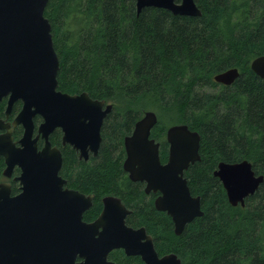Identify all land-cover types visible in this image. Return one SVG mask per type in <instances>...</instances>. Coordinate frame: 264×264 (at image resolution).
<instances>
[{"label":"trees","instance_id":"1","mask_svg":"<svg viewBox=\"0 0 264 264\" xmlns=\"http://www.w3.org/2000/svg\"><path fill=\"white\" fill-rule=\"evenodd\" d=\"M194 2L199 17L155 8L137 14L133 0H48L58 90L113 106L95 157L84 162L61 147L62 174L93 194L85 220L98 216L101 198L115 196L130 211L126 224L144 227L160 256L175 254L181 264H264V179L244 207H233L213 175L219 162L246 160L264 178V83L250 69L264 55V0ZM232 68L239 71L232 85L213 81ZM146 111L158 118L150 137L160 145L162 164L169 126L184 124L200 135V160L184 177L203 216L179 236L170 217L154 208L155 195L122 168L123 140ZM109 259L142 264L121 251Z\"/></svg>","mask_w":264,"mask_h":264},{"label":"water","instance_id":"2","mask_svg":"<svg viewBox=\"0 0 264 264\" xmlns=\"http://www.w3.org/2000/svg\"><path fill=\"white\" fill-rule=\"evenodd\" d=\"M133 1L137 14L145 8H155L174 16L201 15L194 0ZM47 2L0 0V101L8 98L6 114L15 102H21L20 112L12 124L24 129L20 148L8 149L0 144V154L5 156L9 167L17 164L23 169L21 179L29 186L23 195L28 199L24 241L22 244L13 238L7 261L56 264L59 256L66 262L79 255L83 259L81 264H113L107 261L108 254L121 249L126 256L140 257L144 264H181L175 254L159 256L144 227L134 229L126 225L130 211L119 198L104 197L98 218L87 224L82 221V214L90 208L92 197L86 199L85 205L59 211L53 204L56 198L41 192L42 183L59 186L64 183L58 176L61 152L51 147L48 136L58 129L62 133L61 144L76 151L79 159L95 157L102 141L103 122L113 108L112 104L92 99L85 92L70 95L58 90L59 61L51 25L44 16ZM250 69L264 83V55L252 60ZM238 76V69L232 68L216 74L213 81L230 86ZM36 116L42 119L37 133L45 140L40 151L36 149V138L32 139ZM157 120L155 112L146 111L134 124L132 133L123 140L122 168L131 182L144 184L145 194H158L154 207L171 218L174 234L179 236L186 225L203 216L200 198L191 195L184 177L189 166L200 160V135L184 124L169 126L166 130L168 156L162 164L160 145L150 137ZM1 123L0 129H4ZM213 175L233 207H244L245 200L254 195L264 179L262 175H255L246 160L219 162ZM64 194H71L77 201L83 197L72 191L61 192L60 196Z\"/></svg>","mask_w":264,"mask_h":264},{"label":"flooded vegetation","instance_id":"3","mask_svg":"<svg viewBox=\"0 0 264 264\" xmlns=\"http://www.w3.org/2000/svg\"><path fill=\"white\" fill-rule=\"evenodd\" d=\"M7 101H8L7 97L3 98L0 101V121L2 122L1 125L4 126V129H0V144L1 146L4 145L5 146L4 148L11 149L12 147H14L15 149H17L20 148L19 141L23 136L24 129L21 125L13 126L12 123L15 117L17 116V114L20 112L22 104L19 101L15 102L12 105L10 112L6 114ZM33 122H34V131L32 134V139L36 138V149L37 151H40L45 143V140L41 137V135H38L37 133L38 125L42 122V119L41 117L36 116L34 117ZM56 131H58V133L54 137L53 133ZM61 136L62 133L58 129L54 130L48 136V141L50 142L51 147H56L57 149L60 150V152H61V147H64L61 144ZM76 154L78 156L77 152ZM90 156L91 155H89V157ZM89 157L87 160L79 159V158L78 160H82L86 162L89 160ZM62 164H63V158H62ZM22 173H23V169L19 167V165L16 164L13 167H9L5 156L3 154H0V264H11L7 261L6 256L7 253L11 251V248L9 246L12 245V242L14 240L13 238L15 237L16 241H19L23 244L25 237V234L23 232V228H24L23 222L25 220V211L28 209V199H26V197H24L23 195L25 188L28 191L29 186L28 184L23 183L21 179ZM58 176L61 178V180L64 181L62 185L59 186L56 183H50V184L42 183L39 185V187L43 194L48 195L51 198H56L54 199L53 204L56 206V208L59 211L64 209L72 210L76 208L77 204L85 205L86 199L88 197H92L90 208L92 207L93 198H94L93 194L84 193L72 187L70 184V178L62 174V165L58 172ZM66 191L77 192L83 197L81 200L77 201V199L73 198L71 194H64L60 196L61 192H66ZM56 194H58V196ZM153 195H155V198L158 196V194H153ZM103 198H101L100 200L101 210L99 214L101 213L103 208V204H102ZM153 205H154V201H153ZM89 209L85 210L82 214V221L87 224L94 222L99 216L98 214V216L93 220H85V214L89 211ZM19 237H21V240L18 239ZM114 251H121L124 254L123 250L121 249L113 250L112 252ZM112 252L108 254L107 261L115 264L113 261L109 259V255ZM124 256L126 255L124 254ZM126 257L138 258L140 262L144 264L141 261L140 257L138 256H126ZM59 260H60V256L58 257V262L56 264H81L83 262V259L79 255H76L73 260L71 259V261L69 260L63 262L62 260L60 261Z\"/></svg>","mask_w":264,"mask_h":264}]
</instances>
